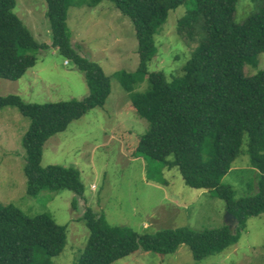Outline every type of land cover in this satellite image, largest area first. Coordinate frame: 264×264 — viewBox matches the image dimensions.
<instances>
[{
    "label": "trees",
    "instance_id": "trees-1",
    "mask_svg": "<svg viewBox=\"0 0 264 264\" xmlns=\"http://www.w3.org/2000/svg\"><path fill=\"white\" fill-rule=\"evenodd\" d=\"M52 46L83 72L89 93L82 99L27 103L17 95L0 96V108L15 106L30 119L23 138L27 193L70 190L83 197L79 170L61 165L41 166L43 145L56 133L102 105L111 83L102 67L82 56L72 44L69 10L94 9L105 0H45ZM130 19L138 42L139 66L134 73H115L125 91L147 78L149 87L130 95L132 106L148 121V131L134 153L164 167H177L192 188L212 191L224 200L234 229L190 227L140 233L110 225L103 215L86 208L80 219L89 238L74 264H112L139 250L173 254L180 246L191 248L204 260L238 243L247 222L264 215V69L244 73L264 53V0L242 24L234 15L237 0H108ZM188 4L177 32L183 42L198 43L182 72L168 80L162 71H148L154 37L170 12ZM17 0H0V77L19 80L37 61L44 47L24 26L14 10ZM247 145L251 165L260 173L258 190L235 198L222 183L232 163ZM77 207V200L72 203ZM67 226L46 214L29 216L14 204L0 201V264H54L66 245Z\"/></svg>",
    "mask_w": 264,
    "mask_h": 264
},
{
    "label": "rangeland",
    "instance_id": "rangeland-1",
    "mask_svg": "<svg viewBox=\"0 0 264 264\" xmlns=\"http://www.w3.org/2000/svg\"><path fill=\"white\" fill-rule=\"evenodd\" d=\"M260 5L261 0H237L235 23L242 24ZM189 6L183 4L170 12L154 37V52L147 62L148 71H162L169 81L182 72L198 45L183 42L177 32ZM14 12L44 47L35 66L19 80L0 77V96L17 95L24 102L38 104L88 95L83 72L52 46L46 1L17 0ZM68 28L73 47L102 67L110 79L111 92L102 105L45 141L41 166L79 170L83 197L67 189L44 190L36 196L27 193L23 138L30 119L9 105L0 108V201L16 205L29 216L49 215L57 224L67 226L66 245L60 255L51 258L54 264H74L79 258L89 238V230L80 219L86 208L103 215L112 226L143 234L180 227L234 229L225 201L213 196L212 191L188 186L177 167L134 156L149 124L132 106L130 95L145 91L149 82L147 78L138 81L128 92L115 75L120 71L134 73L139 66L138 42L130 19L105 0L94 9L71 8ZM263 69L264 53L255 64H245L244 73ZM246 149L244 141L242 153L222 179L237 199L258 190L260 173L251 165ZM74 199L76 209L72 207ZM112 264H264V215L247 222L237 244L204 260L195 259L191 248L182 245L167 255L139 250Z\"/></svg>",
    "mask_w": 264,
    "mask_h": 264
}]
</instances>
